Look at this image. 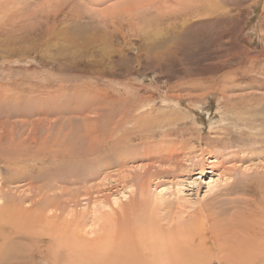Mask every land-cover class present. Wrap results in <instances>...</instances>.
I'll return each mask as SVG.
<instances>
[{
	"label": "rangeland",
	"instance_id": "obj_1",
	"mask_svg": "<svg viewBox=\"0 0 264 264\" xmlns=\"http://www.w3.org/2000/svg\"><path fill=\"white\" fill-rule=\"evenodd\" d=\"M260 119L264 0H0L1 235L23 264H264Z\"/></svg>",
	"mask_w": 264,
	"mask_h": 264
},
{
	"label": "bare ground",
	"instance_id": "obj_2",
	"mask_svg": "<svg viewBox=\"0 0 264 264\" xmlns=\"http://www.w3.org/2000/svg\"><path fill=\"white\" fill-rule=\"evenodd\" d=\"M202 21V20H201ZM233 82V81H232ZM224 97H226L225 95H224ZM251 100V99H250ZM250 100L249 101H247V105H249L251 108H249V109H251V110H249V111H252V112H255V111H259L258 109L260 108V106H262V105H260L261 104V101H262V99H260L259 101H255L258 105L256 106V107H254L255 105H256V103H254V106H251L250 105ZM252 101V100H251ZM253 102V101H252ZM242 104V103H241ZM244 104V103H243ZM252 107H253V109H252ZM30 112V111H29ZM50 113V112H49ZM33 114V113H32ZM17 115V114H16ZM18 115H23V113H18ZM14 116V115H13ZM37 120V119H36ZM44 120V119H43ZM259 120V119H258ZM260 120H262V122L264 123V119H260ZM246 122H245V126H247L248 128H250V126H252L253 125V123L252 122H255L256 120H255V118L254 119H252L251 121H250V119H246L245 120ZM32 122H35V121H32ZM31 124V123H30ZM11 136V135H10ZM8 134H7V132H4V138L5 139H7L8 138V140H10L9 138H11ZM243 136V135H242ZM1 139V138H0ZM64 140V139H63ZM73 140V142H74V140L75 139H72ZM66 141V140H65ZM65 141H63V143L64 144H66V142ZM256 141H259L260 142V138L259 139H256ZM262 142H264V139H262L261 140ZM72 142V145L70 146V148H69V151L68 152H71V154H73V156H72V158L74 157V153H75V148H74V143ZM62 143V144H63ZM70 143V142H69ZM3 154H4V152H3ZM9 155V154H8ZM0 157H1V154H0ZM4 156L2 155V158H3ZM1 158V159H2ZM5 158V157H4ZM6 159H9V158H6ZM1 161H3L4 162V160L2 159ZM2 162V163H3ZM6 162V161H5ZM1 163V164H2ZM12 164V163H11ZM74 166V165H73ZM243 192H248V190H249V187L248 188H246V187H243L242 189H241ZM122 194V193H121ZM121 196V195H120ZM114 200V199H113ZM112 200V201H113ZM13 201V200H12ZM12 201H10V203L9 204H5L6 206H0V237H2V238H0V263H2L3 262V264H4V262H8L9 263V261H11L12 263L11 264H13V262L15 263V264H23V263H21V261L23 260V259H29V258H32V255H29V256H25V257H23L22 258V260H20L19 259V257L18 256H20V255H15L12 251V247H13V245H14V242H15V240H17L16 238H20V236L21 235H19V234H17V235H15L12 231H9V232H6L7 233V236L6 235H1L2 233H1V231L2 232H5V231H8L7 230V225L8 224H10V223H4L5 221H4V219H8L7 217H8V215H9V213H10V211L11 210H13L12 209V206H13V203H12ZM115 201V200H114ZM115 203V202H114ZM263 208H264V199H263ZM101 207V206H100ZM12 212V211H11ZM12 214V213H11ZM203 225V224H202ZM15 226V225H14ZM44 228H45V226H43ZM12 230V229H11ZM40 230H41V228H40ZM47 230V229H46ZM202 231L204 230V227H202V229H201ZM38 231V230H37ZM55 231V230H54ZM253 232H251L252 233V236H251V238H253V239H255V240H257V241H259V242H256L255 240V242H253L254 243V245H257V246H255V249H259L257 252H258V254L259 255H264V218L262 219V221H260V223H259V225L254 229V230H252ZM51 232V231H50ZM56 232V231H55ZM59 232V231H58ZM57 232V233H58ZM17 233V232H16ZM46 233V232H45ZM41 234V233H40ZM203 235H204V233H202ZM10 235H12V236H10ZM52 235V234H51ZM202 235V236H203ZM10 236V237H9ZM26 236V235H25ZM42 236V235H41ZM54 236V235H53ZM57 236L58 235H56V237L54 236V239H52V241L54 242V249H56L57 251L59 250V248H60V244H59V241L61 240H59V237L57 238ZM43 238L44 237H42V238H39V239H36L35 238V241H38V242H41L42 240H43ZM60 238H61V236H60ZM66 238V237H65ZM22 239H26L25 237H22ZM28 240V239H27ZM28 241H30V240H28ZM63 241V240H62ZM66 244V243H65ZM68 244V243H67ZM163 244V243H162ZM161 244V245H162ZM30 245V244H29ZM69 245L70 246H72V247H76V248H80V246H77V245H80V244H75V242L72 240V241H70V243H69ZM71 247V248H72ZM252 247V246H251ZM14 248V247H13ZM254 248V247H253ZM162 249L163 250H165L164 249V247H162ZM29 250H30V252L32 253V251H35V247H33V246H31L30 248H29ZM153 252L154 253H156V255H157V253H159V251H160V249L159 250H156V249H154L153 248ZM156 250V251H155ZM162 250V251H163ZM54 251V250H53ZM76 251V250H75ZM253 251V250H252ZM163 252H165V251H163ZM255 254V253H254ZM261 255V256H262ZM21 257V256H20ZM107 258V257H106ZM72 260L73 259H75V258H71ZM109 260V259H108ZM113 260V259H112ZM124 260V259H123ZM71 261V260H70ZM28 262V261H27ZM54 263H50V264H61L59 261H57L56 259L53 261ZM69 262V261H68ZM118 262V261H117ZM31 263V262H30ZM72 263V262H71ZM74 263V262H73ZM130 264V263H129ZM146 264H148V263H146Z\"/></svg>",
	"mask_w": 264,
	"mask_h": 264
}]
</instances>
